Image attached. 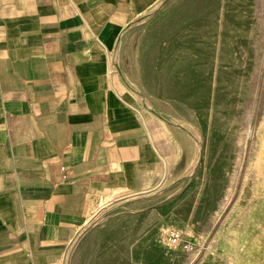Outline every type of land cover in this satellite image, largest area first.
<instances>
[{"label":"crops","instance_id":"1","mask_svg":"<svg viewBox=\"0 0 264 264\" xmlns=\"http://www.w3.org/2000/svg\"><path fill=\"white\" fill-rule=\"evenodd\" d=\"M159 2L0 0V264H70L104 208L172 163L169 128L113 64L122 32Z\"/></svg>","mask_w":264,"mask_h":264},{"label":"rangeland","instance_id":"2","mask_svg":"<svg viewBox=\"0 0 264 264\" xmlns=\"http://www.w3.org/2000/svg\"><path fill=\"white\" fill-rule=\"evenodd\" d=\"M114 55L175 157L70 264H264V0H160Z\"/></svg>","mask_w":264,"mask_h":264},{"label":"bare ground","instance_id":"3","mask_svg":"<svg viewBox=\"0 0 264 264\" xmlns=\"http://www.w3.org/2000/svg\"><path fill=\"white\" fill-rule=\"evenodd\" d=\"M138 94V93H137ZM139 96L142 99V103L144 106H146L150 111L154 110L153 104L148 100L143 94L139 93ZM180 128V127H179ZM261 180V179H260ZM254 242V241H253ZM245 254V253H244Z\"/></svg>","mask_w":264,"mask_h":264}]
</instances>
